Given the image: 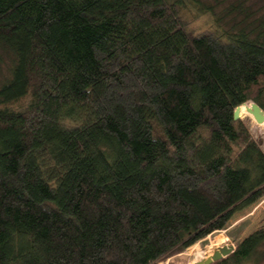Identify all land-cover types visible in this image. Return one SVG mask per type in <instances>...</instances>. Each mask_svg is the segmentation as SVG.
<instances>
[{
  "label": "trees",
  "instance_id": "obj_1",
  "mask_svg": "<svg viewBox=\"0 0 264 264\" xmlns=\"http://www.w3.org/2000/svg\"><path fill=\"white\" fill-rule=\"evenodd\" d=\"M190 4L0 0V264H158L264 197V140L233 118L264 112V15L237 0L241 27L194 33Z\"/></svg>",
  "mask_w": 264,
  "mask_h": 264
},
{
  "label": "rangeland",
  "instance_id": "obj_2",
  "mask_svg": "<svg viewBox=\"0 0 264 264\" xmlns=\"http://www.w3.org/2000/svg\"><path fill=\"white\" fill-rule=\"evenodd\" d=\"M240 2L241 7L246 11L245 14L248 15L245 20H253L264 15V0H240ZM199 3L204 7V14L195 15L196 7L193 4L189 5L188 12L185 14L187 26L194 33H199L208 28L214 29L218 26L228 31L231 27L239 28L244 23L245 14H239L233 10V6L236 5L237 0H199ZM212 16L215 20H218L217 24L212 19ZM250 103L252 102L246 104L249 105ZM239 116L240 120L246 123L253 139L261 145L264 140V122L256 124L246 112L245 106H240ZM262 228H264V197L252 206L233 214L224 229L215 231L220 234L214 235L215 232H213L180 254L158 264H171L174 258L186 260V264L200 261L211 256L214 250L223 246V244H220L214 238L215 236H221L220 238L227 243L226 246L235 248L236 244L241 242L245 237ZM192 247L197 248L198 252L191 253L189 249ZM261 251L264 256V247ZM262 258L259 260L261 262L257 264H264V257Z\"/></svg>",
  "mask_w": 264,
  "mask_h": 264
},
{
  "label": "water",
  "instance_id": "obj_3",
  "mask_svg": "<svg viewBox=\"0 0 264 264\" xmlns=\"http://www.w3.org/2000/svg\"><path fill=\"white\" fill-rule=\"evenodd\" d=\"M241 106H245L246 112L252 117L256 124H262L264 122V112L260 109L257 104L250 103L249 105L242 104ZM239 109L240 106L236 107L233 112V118L235 120L240 119ZM234 249L235 248L232 246L223 245L220 248L214 250L211 256L190 264H212L214 262H218L219 260L230 255L234 251Z\"/></svg>",
  "mask_w": 264,
  "mask_h": 264
}]
</instances>
